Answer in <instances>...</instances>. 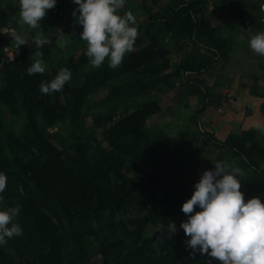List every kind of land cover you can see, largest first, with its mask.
Masks as SVG:
<instances>
[{
	"label": "trees",
	"instance_id": "trees-1",
	"mask_svg": "<svg viewBox=\"0 0 264 264\" xmlns=\"http://www.w3.org/2000/svg\"><path fill=\"white\" fill-rule=\"evenodd\" d=\"M208 2L126 0L121 14L133 12L139 35L135 50L115 69L107 60L100 68L91 66L82 25L72 14L78 8L74 0H56L40 22L41 34L52 41L40 49L26 43L17 50L0 30V173L7 177L0 209L19 204L16 222L23 231L0 245V264H209V257L191 255L180 227L188 218L182 204L203 173L191 180L186 168L202 148L217 150L215 161L242 169L245 200L264 201V134L253 125L236 126L221 138L197 119L215 102L210 90L221 85L217 79L211 85L209 74L225 67L234 49L248 45L230 30L238 20L246 34L262 31V13L247 16L261 5L218 0L217 8L237 19L222 33ZM8 8H0V25H13L19 34V0H9ZM61 25L70 39L64 49L56 43ZM7 45L15 49L11 61ZM36 51L43 52L46 71L28 75ZM63 67L71 80L59 92L42 94L41 82ZM179 80V97L201 100L191 116L204 136L200 145L186 147L151 122L162 109L152 89L165 90ZM103 88L106 93L95 98ZM250 91L264 97V87L255 84ZM171 222L177 231L170 235Z\"/></svg>",
	"mask_w": 264,
	"mask_h": 264
},
{
	"label": "clouds",
	"instance_id": "clouds-1",
	"mask_svg": "<svg viewBox=\"0 0 264 264\" xmlns=\"http://www.w3.org/2000/svg\"><path fill=\"white\" fill-rule=\"evenodd\" d=\"M78 6L73 16L82 25L80 39L86 43V56L93 68H100L108 61V66L119 67L124 57L135 50L139 35L136 16L132 11L121 14L126 0H74ZM56 5V0H19L21 26L32 29L40 27L48 11ZM77 12L79 15H77ZM15 42L17 50L28 40L15 30L5 31ZM35 48L51 44L43 34L37 33L32 39ZM58 47L64 49L69 41L62 31H58ZM249 48L264 56V31H249ZM42 51H36L33 62L27 68L28 75L44 74L46 65L41 59ZM68 68H61L48 82H41L40 92L44 95L59 92L71 80ZM253 127L264 134V123L256 122ZM214 169L205 170L195 183L190 199L183 204L181 211L188 217L180 227L189 239L186 246L191 255L197 252L209 257V264H264V201L259 196L245 200L241 192L239 177L242 169L234 164L216 161ZM7 187V177L0 173V193ZM23 195V189H20ZM2 200V197H0ZM199 207V211L195 209ZM21 206L0 209V245L23 234L21 225L16 222ZM169 234L177 231L175 222L168 226Z\"/></svg>",
	"mask_w": 264,
	"mask_h": 264
},
{
	"label": "rangeland",
	"instance_id": "rangeland-1",
	"mask_svg": "<svg viewBox=\"0 0 264 264\" xmlns=\"http://www.w3.org/2000/svg\"><path fill=\"white\" fill-rule=\"evenodd\" d=\"M217 1L218 0H209L208 13L217 23L223 24L221 32L227 33L229 32L226 25L228 21H230V19H232V21H236L237 19L233 20V18H230L226 12L220 11L217 8ZM255 1L256 3H260V5L264 2V0ZM1 7L9 9V0H0V8ZM262 10V7L261 10L254 7L248 12L247 16H253L252 13H262V16H264V11ZM142 16L144 17L145 15ZM237 23L238 24H235L234 28L230 30L231 34L236 40H243L248 44L249 33L246 34L241 30L243 29L244 24L238 20ZM56 31L63 32V26L61 25L56 27ZM262 31H264V29ZM41 32L42 30L40 27L32 29L27 25L21 26L19 24V35L28 40L27 43L30 47L35 46L32 39L37 35V33ZM68 41H70L69 38ZM230 60L231 61L228 62V65L234 66L229 68L227 72L236 73L241 85V91H225L223 88L226 86H223L222 88L221 85L214 86L213 89L209 87L211 89L210 94H212L211 98L212 100H215V102L209 105L197 118L198 120L202 118L203 124H205L209 129H214L220 137H223L224 133L226 134L229 130L236 126L242 127V120L244 121V124L248 126L254 125L258 121L263 123L264 119L260 106L262 105L261 102L264 97L259 95L256 96L255 94L253 95L250 91L251 87L255 84H257L259 88L264 87V56L254 53L247 45L246 48L241 46V48L239 47L234 49L231 52ZM224 64L227 65L226 62ZM256 76H258L257 79ZM179 81L180 83L177 82L176 86L166 88L165 90H159L156 88L152 89V92L155 93L161 101L162 109L155 114L151 122H154L166 129L168 135L181 139L186 147H189V145H200V140H202L204 136L198 130L195 118L192 117L191 119V116L193 114L195 116L197 107L201 105V100L197 98L199 96L198 94H196L198 96L195 97V101L194 98H191V96L187 97L186 95H183L179 97L177 95V91L182 89V82H184V80ZM191 83H189L190 87H197ZM189 90V88H185L184 92L188 95ZM105 93L106 91L103 88L100 91L93 93V96L97 98ZM250 97H255L256 101L253 102L249 99ZM217 101H219L218 106L216 105ZM7 115L8 118L12 119L11 114ZM212 117H215L216 122H214L215 124L213 126L215 128H213L210 123V118ZM59 128H64V125H59ZM217 154V150L207 151L202 148L194 158H189L186 172L188 173L190 179H195L205 169L213 166V162H216L215 158Z\"/></svg>",
	"mask_w": 264,
	"mask_h": 264
},
{
	"label": "crops",
	"instance_id": "crops-1",
	"mask_svg": "<svg viewBox=\"0 0 264 264\" xmlns=\"http://www.w3.org/2000/svg\"><path fill=\"white\" fill-rule=\"evenodd\" d=\"M227 65L225 67H222V66H219V67H216L214 69V72L212 74H209V78H211L209 81H210V84L213 85L214 81L217 80H220L221 82V87L223 88V86H226L225 88H223L225 91H231L233 92L234 90L240 92L241 91V85L239 83V80L236 76V73L235 72H227L229 68H232L234 65H228V63H226ZM241 65V64H240ZM237 66V64H236ZM235 66V67H236ZM214 87V86H213ZM254 95V94H253ZM257 96V95H256ZM259 97V96H258ZM250 100H252L253 102L256 101V98L255 97H250L249 98ZM264 100V99H263ZM219 115V114H218ZM233 120V119H232ZM264 121V119H263ZM214 122L215 121V117H212L210 118V123H211V126L213 127L214 126ZM225 122V121H224ZM241 122V121H240ZM243 123V126L246 127V125L244 124V121L242 120ZM224 124V123H222ZM249 126V125H248ZM215 128V127H213ZM211 130H214V129H211ZM230 131V130H229ZM228 131V132H229ZM227 132V133H228ZM226 133V134H227ZM225 135V133H224ZM219 136V135H218ZM222 138V137H221Z\"/></svg>",
	"mask_w": 264,
	"mask_h": 264
},
{
	"label": "built area",
	"instance_id": "built-area-1",
	"mask_svg": "<svg viewBox=\"0 0 264 264\" xmlns=\"http://www.w3.org/2000/svg\"><path fill=\"white\" fill-rule=\"evenodd\" d=\"M262 9L264 10V2L261 4ZM0 30L5 34V31L15 30L17 32V28L10 24L0 25ZM5 56L7 61H11L15 58V49L11 45H7L5 47Z\"/></svg>",
	"mask_w": 264,
	"mask_h": 264
}]
</instances>
